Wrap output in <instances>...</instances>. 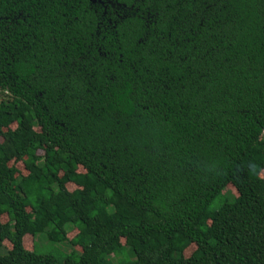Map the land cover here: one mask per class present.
Listing matches in <instances>:
<instances>
[{"label": "trees", "instance_id": "trees-1", "mask_svg": "<svg viewBox=\"0 0 264 264\" xmlns=\"http://www.w3.org/2000/svg\"><path fill=\"white\" fill-rule=\"evenodd\" d=\"M183 1L0 0V264H264V0Z\"/></svg>", "mask_w": 264, "mask_h": 264}, {"label": "rangeland", "instance_id": "rangeland-1", "mask_svg": "<svg viewBox=\"0 0 264 264\" xmlns=\"http://www.w3.org/2000/svg\"><path fill=\"white\" fill-rule=\"evenodd\" d=\"M210 1H212V0H208V4H207L205 0H195V3L197 2V8L195 11H193L191 13L190 18L192 20H193V17L195 19H196V17L202 18L203 13H204L203 11L204 10L209 11L211 8V2ZM183 4H184V7H186L185 10L186 9L188 10L191 5L195 6L193 0H190L189 2L187 0H184ZM176 28L178 30H180L181 32L183 31L182 26L174 27V29H176ZM11 164L17 169V171L20 175L26 174V171L23 169L22 164L20 162H13V163L10 162L9 165H11ZM78 172H82V169L78 168ZM260 176L261 177L264 176V172H262ZM73 189H74V187L71 184L66 185L67 191H71ZM226 191L232 195L236 194L235 190L229 185L226 187ZM58 201H59V204L61 205L60 207L65 205V203L63 201V197L61 195H58ZM4 222H6V217H5V215H2V216H0V223H4ZM75 233H76L75 229H69L67 234H66V238L68 240L71 239ZM25 236H29V235H25ZM116 243H117V246H119V247H125V240L122 238L116 239ZM22 244H23V248L25 250L31 251L32 247L35 246L34 247L35 252H40V253L41 252L42 253L51 252L52 254H59V255L63 256V255H67L68 254L67 252L70 250H74V251L79 252V248L72 247L67 243H64L61 247H59V245H56V244L47 243L46 240L43 239V237H39L35 240L31 239L30 237H25ZM8 248H9V244L4 242L3 243V250H6ZM193 249H194V246H192V245L189 246L185 251L182 252V256H184V257L189 256V254L191 253V251Z\"/></svg>", "mask_w": 264, "mask_h": 264}]
</instances>
